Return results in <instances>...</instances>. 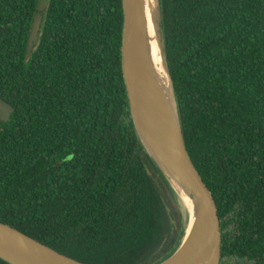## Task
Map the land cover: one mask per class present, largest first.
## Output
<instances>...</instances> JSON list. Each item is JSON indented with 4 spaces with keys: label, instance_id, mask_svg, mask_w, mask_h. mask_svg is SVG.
<instances>
[{
    "label": "trees",
    "instance_id": "16d2710c",
    "mask_svg": "<svg viewBox=\"0 0 264 264\" xmlns=\"http://www.w3.org/2000/svg\"><path fill=\"white\" fill-rule=\"evenodd\" d=\"M0 0V222L84 264H159L182 217L143 152L122 73V0ZM185 144L221 263L264 264V0H161ZM0 264H9L0 258Z\"/></svg>",
    "mask_w": 264,
    "mask_h": 264
},
{
    "label": "water",
    "instance_id": "95a60500",
    "mask_svg": "<svg viewBox=\"0 0 264 264\" xmlns=\"http://www.w3.org/2000/svg\"><path fill=\"white\" fill-rule=\"evenodd\" d=\"M122 9V73L133 127L143 152L174 195L182 217L179 245L159 264H220V218L185 144L167 59L161 0H154L152 24L159 65L168 85L154 60L144 0H122ZM42 21L43 14H35L29 53L38 42ZM14 110L0 96V121L9 122ZM184 233L193 238L180 246ZM0 258L9 264H84L1 222Z\"/></svg>",
    "mask_w": 264,
    "mask_h": 264
},
{
    "label": "bare ground",
    "instance_id": "6f19581e",
    "mask_svg": "<svg viewBox=\"0 0 264 264\" xmlns=\"http://www.w3.org/2000/svg\"><path fill=\"white\" fill-rule=\"evenodd\" d=\"M145 2V12H146V17H147V22H148V30H149V35H150V41H151V46H152V51H153V55H154V60L156 63V66L158 67L160 74L162 75V78L164 79V81L168 83V80L166 78L165 73L162 71L160 65H159V60H158V50H157V45H156V40L154 37V33H153V24H152V14H153V10H154V0H144ZM185 229H187V227H185ZM193 238V235L188 234L186 235L185 233L183 234L182 240L180 242V246H184L185 244H187L188 242H190V240Z\"/></svg>",
    "mask_w": 264,
    "mask_h": 264
},
{
    "label": "rangeland",
    "instance_id": "374dc122",
    "mask_svg": "<svg viewBox=\"0 0 264 264\" xmlns=\"http://www.w3.org/2000/svg\"><path fill=\"white\" fill-rule=\"evenodd\" d=\"M45 0H42L40 2V5H39V10L41 12H44L45 8H46V3L43 2ZM225 262L227 264H247V261H244V260H240V259H236V258H231V259H225Z\"/></svg>",
    "mask_w": 264,
    "mask_h": 264
},
{
    "label": "flooded vegetation",
    "instance_id": "af4514ba",
    "mask_svg": "<svg viewBox=\"0 0 264 264\" xmlns=\"http://www.w3.org/2000/svg\"><path fill=\"white\" fill-rule=\"evenodd\" d=\"M43 2H45V1H43ZM46 3V2H45ZM40 5V4H39ZM46 9V8H45ZM38 13H41V14H43L44 15V13H45V10H44V12H41L40 10H38Z\"/></svg>",
    "mask_w": 264,
    "mask_h": 264
}]
</instances>
